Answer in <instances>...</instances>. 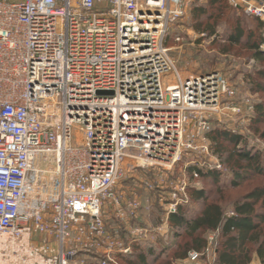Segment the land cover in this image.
<instances>
[{
  "label": "built area",
  "instance_id": "1",
  "mask_svg": "<svg viewBox=\"0 0 264 264\" xmlns=\"http://www.w3.org/2000/svg\"><path fill=\"white\" fill-rule=\"evenodd\" d=\"M191 2L0 0V264H119L169 238L200 175L146 186L160 189L156 225L142 220L152 206L118 191L124 179L191 155L223 170L207 135L242 112L237 93L220 72L182 78L166 45ZM228 2L264 23V0ZM215 238L180 263L217 264Z\"/></svg>",
  "mask_w": 264,
  "mask_h": 264
},
{
  "label": "trees",
  "instance_id": "2",
  "mask_svg": "<svg viewBox=\"0 0 264 264\" xmlns=\"http://www.w3.org/2000/svg\"><path fill=\"white\" fill-rule=\"evenodd\" d=\"M208 4L219 10L231 7L235 13L242 12L244 18L238 19L228 41L236 45L247 36V48L252 52L250 59L264 63V23L257 17L245 14L228 0H210ZM192 14L193 17L207 16L208 11L206 6L196 5ZM244 19H249L253 25L246 27ZM214 33V29L210 31L211 35ZM168 40L166 45L169 44ZM246 80L250 82L253 92L264 93V68ZM252 118L257 124L264 121V102L255 105ZM261 136L264 138V132ZM208 139L223 170L192 167L189 169L190 175L196 171L205 185L216 188H237L250 177H264V152L250 148L242 134L214 126ZM226 143L233 147L231 152ZM225 170L230 176L226 175ZM219 190L221 194L213 198L209 196L207 187L190 189L191 204L181 206L178 213L171 217L168 239L160 236L154 244H134L132 253L119 254L117 261L120 264H174L175 261L186 259L192 251L204 252L208 246L207 237L214 232L217 264H251L255 259L264 264V183L229 203V199L223 197L222 189ZM157 204L160 206L159 202ZM160 209L162 213L161 206ZM160 221L161 215L158 214L154 224ZM96 261L100 264L99 260Z\"/></svg>",
  "mask_w": 264,
  "mask_h": 264
},
{
  "label": "rangeland",
  "instance_id": "3",
  "mask_svg": "<svg viewBox=\"0 0 264 264\" xmlns=\"http://www.w3.org/2000/svg\"><path fill=\"white\" fill-rule=\"evenodd\" d=\"M209 2L210 0H192L185 17L176 24L174 23L167 36V40L169 38L167 47L171 51L170 56L182 78L210 72H220L227 78L232 89L237 93L234 102L241 106L242 112L235 114L232 111L225 110L221 117L214 121L213 127L242 134L250 148L253 147L255 151L264 152V138L261 136L264 132V121L257 124L254 123L252 118L255 113V105L264 102V93L253 92L250 82L246 80L248 76L264 68V63H258L250 59L252 52L247 48L249 42L247 36L243 37L241 42L236 45H232L228 41V37L233 33L238 19L242 20L244 18L242 12L235 13L231 7L219 10L218 7L210 6ZM196 5L206 6L207 16L193 17L192 11ZM244 25L246 27L252 26L253 22L244 19ZM213 29L215 33L211 35L210 31ZM173 80V82L178 80L175 74H173ZM226 146L230 152L233 150V147H229L228 143H226ZM191 156H185L171 174H162V171L152 173V169L139 170L119 184L118 191L125 193L128 199L140 198L143 209L152 206L153 214L150 218L148 214H145L142 219L145 224L156 225L154 224L155 217L158 214L162 215L160 206L157 204L161 187H167L170 190L173 184L182 180L185 175L190 176V172L187 171L188 168H198L197 163L203 161L202 157ZM226 175L230 176L228 170ZM260 183H264V177L256 176L250 177L248 181H244L237 188H216L215 186L205 185L199 178L192 183V187L201 189L207 187L210 190L209 196L213 198H217L221 194L218 193L219 189H222V195L224 198L229 199V201L227 200V203H229L231 200L244 196ZM148 184L155 185V187L159 186L160 189L148 190L146 188ZM108 222L112 230L119 226V221L113 214L109 215ZM96 260V258H90L88 262L89 264H97ZM174 264L181 263L178 260ZM251 264H257L256 259Z\"/></svg>",
  "mask_w": 264,
  "mask_h": 264
},
{
  "label": "crops",
  "instance_id": "4",
  "mask_svg": "<svg viewBox=\"0 0 264 264\" xmlns=\"http://www.w3.org/2000/svg\"><path fill=\"white\" fill-rule=\"evenodd\" d=\"M179 261H181V260H179ZM257 262V264H261L259 261H256Z\"/></svg>",
  "mask_w": 264,
  "mask_h": 264
}]
</instances>
